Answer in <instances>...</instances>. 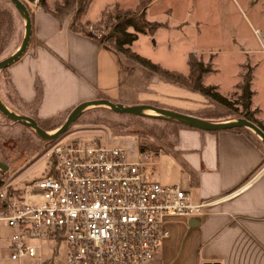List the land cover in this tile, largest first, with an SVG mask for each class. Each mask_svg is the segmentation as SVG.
<instances>
[{"label":"crops","instance_id":"0c3cea01","mask_svg":"<svg viewBox=\"0 0 264 264\" xmlns=\"http://www.w3.org/2000/svg\"><path fill=\"white\" fill-rule=\"evenodd\" d=\"M38 1L30 0L32 33L25 53L0 71V101L10 112L33 119L37 124L59 119L53 126L60 127L75 107L95 100L124 107L158 108L153 106L155 103L190 116L208 110V99L199 93L162 80L95 35L71 30V19L60 21L51 13L60 0H51L52 3L45 0V7ZM141 1L134 8L118 9L139 10V14L144 13L145 21L157 23L151 15L162 0H151L140 9ZM190 1H183L186 14ZM200 1L194 0L195 5H202ZM81 3L82 0H77V5ZM160 8L175 17L171 2ZM88 11L89 8L81 24L99 20H88ZM0 13L9 15H0V42L5 48L12 44L14 53L24 35L23 18L11 5L0 6ZM204 22L203 19L191 22L181 19L178 26L190 23L198 26ZM159 25L168 30L173 28L164 22ZM140 36L143 35L129 49ZM252 92L250 110L255 111L254 118L264 127L260 117L262 109L254 104L256 92ZM161 120L172 125V130L154 144L146 145L154 162V179L165 185H181L194 201L218 202L202 217L166 219L168 235L149 264H264V143L246 128L203 131ZM204 121L230 123L235 120ZM10 253L9 231L2 227L0 264H18L10 260Z\"/></svg>","mask_w":264,"mask_h":264},{"label":"rangeland","instance_id":"374dc122","mask_svg":"<svg viewBox=\"0 0 264 264\" xmlns=\"http://www.w3.org/2000/svg\"><path fill=\"white\" fill-rule=\"evenodd\" d=\"M20 1L30 4V0ZM52 1L47 0L48 3ZM183 1L185 0H162L156 5L151 15L154 22H164L169 28H173L168 30L160 27L154 36L141 34L143 36L130 48L131 52L159 64L164 69L174 70L184 78L189 75L187 61L191 54L196 61L202 62L204 67L214 70V73L204 77V86L218 87L217 92L222 97L238 104L229 110L207 98L210 103V106L206 107L208 110L191 116L202 121L243 119L240 92L235 86L242 82L244 75L250 74L251 89L256 92L254 104L262 109L260 117L264 120V0H201L200 6L195 5L194 0H188V15ZM138 2L139 0H92L86 16L88 20L100 19L103 11H112L116 6L120 9L134 8ZM169 2L175 9L174 18L169 13H163L160 8H165ZM5 5L12 4L9 0H0V6ZM0 15L9 16L4 13ZM68 18L71 19H66ZM181 19L188 22L192 19H203L205 24L197 26L196 23H190L189 26H178ZM105 26L106 24L87 27L81 24L79 27L76 24V29L81 28L90 35H100L101 41L104 42L107 37ZM22 40L23 37L21 42ZM155 43L156 47H153ZM8 48L9 45L5 48L0 42V62L10 56H7L8 52L13 54L12 44ZM203 51L207 54L202 55ZM153 104L160 109L179 113L163 105ZM14 111L30 115L21 109L14 108ZM1 117L0 126L4 124L6 129L4 126L0 128V163L6 169L0 171V180L3 181V186L14 188H23L44 176L51 164V158L46 152L56 144L87 142L96 138L105 146L126 150L133 158L139 152L140 143L148 149L146 145L154 144L172 130V125L161 120L164 118L150 112L140 115L120 114L106 106H92L76 118L66 133L55 140H43L29 126L9 120L3 115ZM58 121L59 119H49L40 121L37 125L51 135L56 129L53 125ZM41 249L44 257L50 259L52 264H65L67 249L63 242L59 243L51 238L44 239Z\"/></svg>","mask_w":264,"mask_h":264},{"label":"built area","instance_id":"2783aa9c","mask_svg":"<svg viewBox=\"0 0 264 264\" xmlns=\"http://www.w3.org/2000/svg\"><path fill=\"white\" fill-rule=\"evenodd\" d=\"M46 155L42 178L0 188V228L18 264H52L41 249L50 238L66 245L65 264H149L168 235L166 219L202 217L218 202L154 180L149 153L131 158L96 138L56 144Z\"/></svg>","mask_w":264,"mask_h":264},{"label":"trees","instance_id":"16d2710c","mask_svg":"<svg viewBox=\"0 0 264 264\" xmlns=\"http://www.w3.org/2000/svg\"><path fill=\"white\" fill-rule=\"evenodd\" d=\"M91 1L92 0H82V3L80 5H77V0H61V2H57L54 4V8L51 10V13L60 21L65 20L67 17H71V23L69 28L76 32H84L83 30H81V28L76 29V24L80 27L81 20L85 15ZM150 1L151 0H142L140 2V9L143 8ZM22 3L26 6V9L30 16L32 33L31 9L26 2ZM38 3L42 7L46 6L45 0H39ZM11 6L16 10L13 5ZM16 12L18 13L17 10ZM102 24H106L105 27L107 30V37L103 42L105 45L114 49L116 52L124 55L126 58L130 59L135 64L156 74L162 80L170 84L184 87L193 92L199 93L205 98H208L214 103L229 110H232L234 108L233 106L238 104L234 102L232 103L225 97H222L217 92L216 87L204 86L203 77L209 73H212L213 71L210 67H204L202 62L196 61L194 55H190L187 61V66L189 68V75L187 78H184L182 75L177 73L165 71L158 65H155L142 57L134 55L130 51L129 47L137 40L138 36L140 34L146 33L152 36L155 31L160 28V25L157 23H149L145 21L144 13L139 14V12L130 10L121 11L118 9V7H114L112 11H104L102 13L101 18L97 22L93 24L88 23L85 25L87 27H93L100 26ZM236 88L240 92L239 100L241 102L243 119L252 122L264 132V127L254 118L255 111L250 110L251 98L253 96V92L251 91L250 74L244 75L242 82H240L236 86ZM147 150L148 149H146L143 144L140 143L138 145L139 152L144 153L147 152ZM3 185V181L0 180V188L3 187Z\"/></svg>","mask_w":264,"mask_h":264},{"label":"water","instance_id":"95a60500","mask_svg":"<svg viewBox=\"0 0 264 264\" xmlns=\"http://www.w3.org/2000/svg\"><path fill=\"white\" fill-rule=\"evenodd\" d=\"M12 5L16 8L18 13L21 15L24 21V36L23 40L18 47V49L10 55L8 58L0 62V71L2 69L7 68L14 62H16L26 51L30 37H31V21L29 13L26 9V6L20 1V0H9ZM92 106H106L110 108L111 111L120 113V114H130V115H140L144 114L145 111L149 110L155 113L156 116L160 118H164L167 120L175 121L181 124H184L186 126H189L191 128L203 130V131H221V130H229V129H237V128H246L251 130L253 133H255L261 141L264 143V132L257 127L252 122L246 120V119H239L234 122L230 123H212V122H206L202 121L196 118H193L191 116L180 114V113H174L170 111H166L160 108H155L148 105H138V106H132V107H124L120 104H114L107 100H95L90 102L81 103L77 107H75L72 112L70 113L69 117L66 119L63 125H61L53 134H48L44 130L38 127L37 123L28 117H23L16 115L12 112H10L0 101V114L3 115L5 118L12 120L14 122H18L24 125L29 126L32 128L35 133L43 140H55L59 136L63 135L67 132L69 127L74 123L76 118L84 112L87 108ZM6 167L0 163V171H4Z\"/></svg>","mask_w":264,"mask_h":264},{"label":"bare ground","instance_id":"6f19581e","mask_svg":"<svg viewBox=\"0 0 264 264\" xmlns=\"http://www.w3.org/2000/svg\"><path fill=\"white\" fill-rule=\"evenodd\" d=\"M145 112H147V113H148V112H150V113H152V114H154V115H155V113H153L152 111H149V110H147V111H145Z\"/></svg>","mask_w":264,"mask_h":264}]
</instances>
